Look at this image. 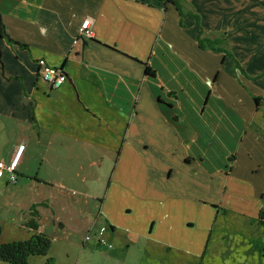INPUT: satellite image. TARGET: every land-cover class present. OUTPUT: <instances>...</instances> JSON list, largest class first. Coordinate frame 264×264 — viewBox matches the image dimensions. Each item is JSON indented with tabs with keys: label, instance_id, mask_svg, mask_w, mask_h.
<instances>
[{
	"label": "crops",
	"instance_id": "obj_1",
	"mask_svg": "<svg viewBox=\"0 0 264 264\" xmlns=\"http://www.w3.org/2000/svg\"><path fill=\"white\" fill-rule=\"evenodd\" d=\"M180 5L183 15L158 0H0V160L24 144L17 180L0 178V243L31 236L35 205L45 233L49 210L65 233L106 226L111 248L52 241L56 264H77L79 244L97 264H140L120 246L148 264H264L260 225L232 261L233 243L211 239L221 214L254 223L264 200V0ZM86 17L92 38L78 32ZM40 61L64 71L60 87L41 79ZM78 179L83 196L68 208ZM78 206L82 227L57 214Z\"/></svg>",
	"mask_w": 264,
	"mask_h": 264
},
{
	"label": "rangeland",
	"instance_id": "obj_2",
	"mask_svg": "<svg viewBox=\"0 0 264 264\" xmlns=\"http://www.w3.org/2000/svg\"><path fill=\"white\" fill-rule=\"evenodd\" d=\"M76 166H74V169ZM41 175H51V180L53 182L58 181L53 178H59V168L55 169V172H52L51 170L47 169V165L44 164L42 169L40 170ZM83 188V185L81 183V180H71V183L68 184V189H67V194H65V202L66 206L69 208L70 206L72 207L71 202H74L78 199H80L83 196V192L81 190ZM64 205V206H65ZM73 208V207H72ZM83 206H78L77 208L73 209V211L62 209L59 207L57 214L62 218L63 221L67 223V225L71 226H77V227H82L84 225V222L81 224V220L84 217V211H83ZM234 213H229L221 214L219 216V223H221L222 227L219 228V225L215 227V231L212 232L211 239H219V241H231L233 243L232 245V254H231V261L234 260V255L238 256L236 252L242 253L243 256H245L249 251H251V248H253V244L257 243L256 241L260 239L262 236L261 228H264V225L258 223L256 219L254 220L255 222L252 223L249 220L245 219L243 216H234ZM251 219V218H249ZM84 221V220H83ZM234 223L231 224V223ZM41 223L46 226L47 234H50L52 236V241H56V243L59 241L58 239H74L77 240L78 242H81L82 239H84V232L81 230L77 231H70L68 233H65L67 230H62L59 226H53V216L49 211L44 212V214L41 217ZM95 224V220L92 222ZM92 224V225H93ZM256 225H260L261 228H257ZM52 228H55L56 231H51ZM88 234V233H87ZM86 234V235H87ZM85 235V236H86ZM90 239H96L95 235H90ZM240 239H246L247 244H240L239 240ZM90 242V240H88ZM233 241V242H232ZM225 245V244H223ZM80 244L78 248L75 250V252L71 255V260L73 263L81 264L84 261L91 262L92 264H97L98 262H95L94 257L89 254L87 250H82L79 249ZM86 247V246H85ZM128 247V246H126ZM136 246H129L128 249L123 248V247H118L120 249L119 253L120 255L125 254L127 259L130 262H136L140 264H148L151 262L146 257L140 258L138 250L135 248ZM216 247H222V244L218 242ZM83 248V247H82ZM116 248V247H115ZM244 249H246L244 251ZM173 251V250H172ZM49 256V255H47ZM118 256V254H117ZM116 256V257H117ZM144 256V254H143ZM50 257V256H49ZM36 259H42V256H35ZM46 257L43 258V261L45 263ZM68 260V259H67ZM184 262V261H183ZM239 260H235L234 263H238ZM185 264H192V263H186ZM0 264H7L4 261L0 260ZM52 264H56L54 259L52 261ZM152 264H160L159 261L156 259H153ZM174 264V263H172ZM175 264H180V263H175Z\"/></svg>",
	"mask_w": 264,
	"mask_h": 264
},
{
	"label": "trees",
	"instance_id": "obj_3",
	"mask_svg": "<svg viewBox=\"0 0 264 264\" xmlns=\"http://www.w3.org/2000/svg\"><path fill=\"white\" fill-rule=\"evenodd\" d=\"M162 2L163 8L168 4L173 5L179 14L183 15V10L180 5V0H158ZM0 36H7L3 23L0 21ZM144 74L154 76L155 72L148 65L145 66ZM257 101V99H255ZM231 160V157L229 158ZM264 198V195H263ZM32 205L28 213L32 217L24 223L32 234L29 238L24 240H13L9 242L0 243V260L7 264H27L30 256H44L46 257L45 264H52L53 258L47 256L52 243V236L43 232L40 229L38 219L40 214ZM256 221L264 225V200L258 211Z\"/></svg>",
	"mask_w": 264,
	"mask_h": 264
},
{
	"label": "built area",
	"instance_id": "obj_4",
	"mask_svg": "<svg viewBox=\"0 0 264 264\" xmlns=\"http://www.w3.org/2000/svg\"><path fill=\"white\" fill-rule=\"evenodd\" d=\"M78 32L79 35L82 37L92 38L94 36L92 21L90 17H86L81 21ZM37 72L40 75L41 79L45 81L50 88L56 89L60 87V85L66 80V74L60 67L49 66L42 61L39 62ZM23 148L24 144H19L8 163H5L3 160H0V178L5 172L7 173L10 182L14 183L17 180L16 167L20 160ZM105 230L106 226L104 224L99 225L97 227L96 240L101 246L111 248L112 244L107 242L104 237ZM84 239L85 241L89 240L90 234L88 233Z\"/></svg>",
	"mask_w": 264,
	"mask_h": 264
},
{
	"label": "water",
	"instance_id": "obj_5",
	"mask_svg": "<svg viewBox=\"0 0 264 264\" xmlns=\"http://www.w3.org/2000/svg\"><path fill=\"white\" fill-rule=\"evenodd\" d=\"M1 54H2V53H1V49H0V59H1Z\"/></svg>",
	"mask_w": 264,
	"mask_h": 264
}]
</instances>
